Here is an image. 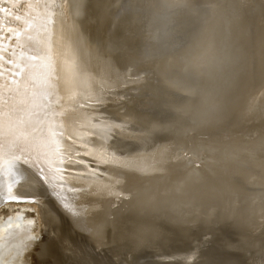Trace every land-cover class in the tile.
Returning a JSON list of instances; mask_svg holds the SVG:
<instances>
[{
	"label": "clouds",
	"instance_id": "obj_1",
	"mask_svg": "<svg viewBox=\"0 0 264 264\" xmlns=\"http://www.w3.org/2000/svg\"><path fill=\"white\" fill-rule=\"evenodd\" d=\"M71 5V26L58 20L54 28L57 68L66 92L79 91L93 107L68 121L66 133L73 145L92 144L96 164H85L77 180L137 181L118 209L108 202L92 210L91 235L102 240L117 220L130 219L128 238L143 245L161 223L207 222L213 213L244 233L264 222V101L254 98V85L264 89V4ZM86 6L95 22L81 37ZM118 95L128 99L115 116L100 111Z\"/></svg>",
	"mask_w": 264,
	"mask_h": 264
},
{
	"label": "snow or ice",
	"instance_id": "obj_2",
	"mask_svg": "<svg viewBox=\"0 0 264 264\" xmlns=\"http://www.w3.org/2000/svg\"><path fill=\"white\" fill-rule=\"evenodd\" d=\"M5 3L10 7H4ZM259 3L264 4V0H259ZM22 6L20 0H0V173L6 172L15 179L21 174L17 164L33 167L74 228L91 234L89 218L92 210L106 202L122 204L129 196L127 188L137 181L123 176L109 181L81 183L77 176H70L63 167L73 159L64 150V141L68 137L67 122L81 111L93 107L84 102L79 91L66 92L57 68L54 28L57 20L66 29L71 26L72 5L69 0H27L23 17L16 11ZM90 15L94 16L93 11L86 6V17L78 22L81 37L93 32L95 21ZM21 19L24 24L22 30L6 29L16 45L7 61L13 66L9 80L3 67L5 23ZM71 50L75 52L76 45H72ZM150 166L144 165L145 168ZM72 183H79L80 187H70ZM17 200L11 185L6 189L0 188V201ZM202 222L205 221L193 218V226ZM207 223L220 222L214 219L213 213ZM130 224L129 219L125 229ZM260 224L264 226V222ZM191 259L188 258L189 261Z\"/></svg>",
	"mask_w": 264,
	"mask_h": 264
},
{
	"label": "bare ground",
	"instance_id": "obj_3",
	"mask_svg": "<svg viewBox=\"0 0 264 264\" xmlns=\"http://www.w3.org/2000/svg\"><path fill=\"white\" fill-rule=\"evenodd\" d=\"M20 3L23 6L16 11L23 17L27 0H20ZM3 6L10 7L7 3ZM90 18L94 19V16L90 15ZM9 27L22 30L23 19L5 23L6 50L3 67L5 76L10 80L13 66L7 61L11 59V51L16 45L14 38L6 31ZM16 50L19 52V49ZM254 88L256 101H264V89L259 85H254ZM127 99L126 96L118 95L111 103L100 107V111L115 116V109L126 104ZM71 147L76 150H70ZM91 148L92 144L88 147L73 145L72 139L66 137L64 150L73 159L63 167L70 176H77L80 171L85 170V164L96 168L93 156L85 155ZM77 153L79 155H76ZM80 161L84 164L79 163ZM17 167L23 174V179H19V176L13 179L6 172L0 173V188L6 189L11 185L14 195L29 198L34 202L0 201V264L4 263L6 256H12L15 251L28 246L35 234L41 233L42 230H45L53 241V247L56 249L54 258L59 262L66 257L71 264H81L76 249L80 250L83 244L114 264H135L137 260L147 257L156 264H213L217 260H221L222 264H264V226L260 223L255 230L247 233L223 222H202L193 226V218L182 224L161 223L159 233L152 242L138 245L128 238L129 228L124 227L128 219H121L117 220L115 227L106 231L102 240L96 239L91 234L81 233L74 228L33 167L24 164H17ZM69 186L80 187V184L72 183ZM110 203L112 206L116 203V209L121 206L118 202ZM189 257H192L191 261L188 260Z\"/></svg>",
	"mask_w": 264,
	"mask_h": 264
},
{
	"label": "rangeland",
	"instance_id": "obj_4",
	"mask_svg": "<svg viewBox=\"0 0 264 264\" xmlns=\"http://www.w3.org/2000/svg\"><path fill=\"white\" fill-rule=\"evenodd\" d=\"M52 243L50 236L42 230L41 233L35 234L28 246L15 251L12 256H6L1 264H71L66 257L59 262L54 258L56 249Z\"/></svg>",
	"mask_w": 264,
	"mask_h": 264
},
{
	"label": "water",
	"instance_id": "obj_5",
	"mask_svg": "<svg viewBox=\"0 0 264 264\" xmlns=\"http://www.w3.org/2000/svg\"><path fill=\"white\" fill-rule=\"evenodd\" d=\"M29 201V198H20L18 197L17 201L5 202V203H24ZM4 202V201H1ZM82 248L79 250L76 246L77 253L79 254V259L81 264H114L109 259L102 257L99 254H96L90 247L85 244L81 245ZM135 264H156L151 261L149 257L144 258V260H137ZM213 264H222L221 260L215 261Z\"/></svg>",
	"mask_w": 264,
	"mask_h": 264
}]
</instances>
